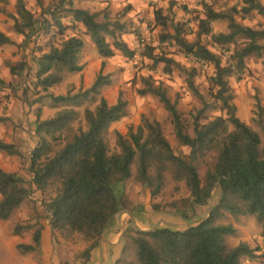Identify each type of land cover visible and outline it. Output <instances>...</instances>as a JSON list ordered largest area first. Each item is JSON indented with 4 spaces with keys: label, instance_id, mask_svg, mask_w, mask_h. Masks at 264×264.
<instances>
[{
    "label": "trees",
    "instance_id": "trees-1",
    "mask_svg": "<svg viewBox=\"0 0 264 264\" xmlns=\"http://www.w3.org/2000/svg\"><path fill=\"white\" fill-rule=\"evenodd\" d=\"M241 1L242 14L256 11L264 17V4L260 0ZM69 10L73 21L89 34L101 57L113 56L115 50L125 56L134 54L117 33L124 28L122 23L109 18L98 20L97 12L83 7L72 6ZM236 12V7L223 11L207 5L198 25V34H211L217 44H236L237 37L244 38L240 45H235L231 55L235 60L233 64H223L219 55L206 44L185 40L180 35L179 24L175 25L174 34L165 33V36L174 37L189 54L214 64L212 80L216 89L213 98L219 105L204 99L192 79L196 69L189 71L188 84L203 103L197 113L192 114V134L177 107V99L173 100L160 84L143 78L145 84L139 92L159 97L170 113L177 138L190 149L187 156L177 154L164 135L161 123L145 115L135 130L130 127L126 135L116 133L119 150L111 151L108 129L127 114L128 102L119 96L115 103H109L101 95V88L110 84L111 79L100 71L92 85L83 91L84 95L99 96L94 108L85 107L80 117V111L73 105H82V101H76L81 94L52 95L55 102L71 106L58 110L52 117L36 119L35 131L40 140L31 152V182L18 172L0 167V220L8 219L30 197L32 185L43 191L53 185V194L44 202L51 230L67 229L92 240L85 249L89 260L99 239L115 225L117 214L129 207L124 184L133 173L136 181L150 189L152 195L161 192L167 174H171L176 181L185 182L193 206L208 205L213 196L209 215L187 228L160 225L142 230L132 227L134 253L139 264H241L243 256L258 257L257 248L246 241L228 245L226 235L234 234L236 227L232 222L223 221L228 216L252 215L261 224L264 239V145L259 132L237 116L229 85L234 71L245 67L246 56L264 53V23L256 28L243 25L236 20ZM10 16L14 19L16 33L24 35L25 39L45 25L27 8L25 0H16V14L10 13ZM52 18L50 24L57 28L62 38L58 45L50 43L49 50L36 58L37 82L44 89L61 82L67 73L83 70L80 59L84 38L77 33L65 35L68 25L54 12ZM156 18L167 26V16L161 9L156 10ZM224 19L228 21V31L213 32L211 23ZM45 29L49 31L48 26ZM107 36H111L112 42ZM5 44H16V40L0 29V45ZM147 55L154 63L163 62L167 71H171L175 63L174 58L165 54H153L150 47ZM8 64L13 75L21 74L26 66L23 61ZM4 83L0 76V84ZM211 106L219 107L225 115H215L201 122L204 112ZM0 152L21 154V149L16 143L0 138ZM208 156L212 159L211 166L202 180L195 161ZM21 226L17 225L16 231ZM41 239L42 229L38 228L33 234V244L22 242L17 247L23 253L40 250ZM113 264H121L119 257Z\"/></svg>",
    "mask_w": 264,
    "mask_h": 264
},
{
    "label": "rangeland",
    "instance_id": "rangeland-1",
    "mask_svg": "<svg viewBox=\"0 0 264 264\" xmlns=\"http://www.w3.org/2000/svg\"><path fill=\"white\" fill-rule=\"evenodd\" d=\"M264 4V0H260ZM25 4L37 19L44 22L43 28H38L27 39L24 35L16 33L14 19L10 13L16 14V0H0V28L8 33L16 44L0 45V76L5 80L0 84V138L14 142L18 147L20 143L25 150L21 154L5 155L1 159L8 168L7 171H15L22 175L28 182L32 180L30 171L31 152L37 146L40 135L35 131V122L39 117L46 119L66 107L63 102H55L52 95L81 94L76 101H82L81 106H75L83 116L85 107L94 108L99 96L84 95L83 91L89 88L96 76L101 71L109 75L110 84L101 88L103 95L109 103H115L119 96L126 99L127 114L111 124L107 138L111 151L119 150L116 145V133L126 135L129 128L133 130L141 123L142 116L156 119L161 123L166 138L171 143L175 152L187 156L189 147L180 143L174 130L172 118L168 110L158 96L150 92L140 93L144 87L143 78H149L151 82L160 84L174 100L177 99V107L182 112L183 118L192 134V114L197 113L202 107V98L188 84L189 71L196 69L192 76L194 84L203 95L204 99L213 105H219L213 98L216 89L212 76L215 74L214 64L210 61L199 60L181 47L174 37L165 36V33L174 34L175 25L179 24L181 36L187 41H200L217 53L223 64H233L231 57L235 45H240L243 37H237L236 44L226 45L213 42L211 34H198L199 19L204 17L207 5L216 10L230 11L236 7L234 13L238 22L251 27H259L264 23V17L256 11L242 14L241 0H25ZM72 6L83 7L98 13V20L109 18L123 24L122 30H117L118 35L134 50L132 56H125L119 50L110 57H101L98 49L89 34H85L83 28L72 19ZM161 9L167 16V26L156 18V10ZM61 18L68 29L65 35L77 33L84 38L85 45L80 62L83 70L77 73L65 74L63 80L53 86L44 89L37 82L36 58L49 50L50 43L59 44L61 34L57 28L50 24L53 21L52 13ZM247 21L248 23H245ZM253 21L255 23H253ZM40 25V23H39ZM213 32L228 31V21L215 20L211 23ZM45 26L49 31L45 32ZM39 27V26H38ZM144 37V41H140ZM112 42L111 36H107ZM153 54H165L175 59L171 71H167L163 62L154 63L153 58L147 55V50ZM23 61L26 63L21 74L4 77V70L8 63ZM104 61V64L102 63ZM245 67L235 70L229 77V85L234 96L236 114L246 123L256 129L264 145V53L261 55L250 54L244 59ZM10 71V70H9ZM36 116L35 119L31 115ZM225 115L219 107L211 106L204 112L201 122L215 115ZM77 126V124H75ZM84 127V122L81 124ZM19 143H18V142ZM211 157H199L195 164L202 180L211 166ZM135 166H133V172ZM126 196L129 199V207L120 211L116 216L115 225L106 231L98 241L96 250L106 249L110 256L109 263L113 264L119 257L121 264H139L135 257V246L131 235L132 227L149 230L154 225L171 224L178 228H187L205 219L211 206H193L191 196L184 181H176L171 174H167L166 182L157 195H152L150 189L136 181L134 173L124 184ZM33 191L19 208H16L6 220H0V240L13 239V235L20 234L23 241L34 243L33 234L36 229L42 232L49 224L50 217L45 210L44 202L53 194V185L46 190L37 189L32 185ZM214 200V198H213ZM213 203V202H212ZM210 206V207H209ZM224 222H232L236 227L234 234H227L226 240L229 246H235L240 241H246L250 246L257 248L258 257H241V264H264V239L261 235L262 226L252 215L228 216ZM23 225L16 231L17 225ZM47 232L46 239L52 244V264H100L96 253L93 262H87L85 249L92 240L84 238L79 233L69 230H56ZM44 233V232H43ZM43 236V234H42ZM42 242V239H41ZM25 243V242H24ZM112 243V244H111ZM125 248V253H123ZM33 260L36 264H43L42 250L33 251ZM111 259V261H110Z\"/></svg>",
    "mask_w": 264,
    "mask_h": 264
},
{
    "label": "crops",
    "instance_id": "crops-1",
    "mask_svg": "<svg viewBox=\"0 0 264 264\" xmlns=\"http://www.w3.org/2000/svg\"><path fill=\"white\" fill-rule=\"evenodd\" d=\"M0 29H2V28H0ZM5 45H7V44H5ZM9 74H10V71L8 70V68L6 69V71L4 70V77H7ZM31 116L33 119L36 118V116H34V114ZM1 136H3V134H0V137ZM7 142H9V141H7ZM19 148L22 151L25 150V148L23 147V145L21 143H20ZM4 155H5L4 152H0V166L8 168V165L1 161V159L4 157ZM49 228H51L50 223L48 225H46V227L44 228V231H43L44 233L42 232L43 236H42V242H41V250L43 252V254H42V258L44 259L43 264H52V261H51L52 244L49 245V243L46 239L47 232H50ZM22 242L31 243L30 240L29 241H27V240L23 241V238L21 237L20 234L13 235V239L4 238V239L0 240V264H36V262L33 260V254H34L33 251L34 250L23 253L18 249V247H17L18 243H22ZM95 253L97 255L96 258H98V261L100 264L109 263V258H111V257L113 258L112 261H114L115 256H110L109 253H107L106 249L102 248V244H101L100 250L99 249L92 250L91 257L89 260H87V262H89V261L93 262L94 261L95 257H93V255ZM110 261H111V259H110Z\"/></svg>",
    "mask_w": 264,
    "mask_h": 264
},
{
    "label": "water",
    "instance_id": "water-1",
    "mask_svg": "<svg viewBox=\"0 0 264 264\" xmlns=\"http://www.w3.org/2000/svg\"><path fill=\"white\" fill-rule=\"evenodd\" d=\"M212 202H213V196H211V198H210V206L212 205ZM209 206V207H210ZM167 225H171V224H168V223H166ZM158 226H160L159 224H156V225H154L152 228H156V227H158ZM151 228V229H152Z\"/></svg>",
    "mask_w": 264,
    "mask_h": 264
},
{
    "label": "built area",
    "instance_id": "built-area-1",
    "mask_svg": "<svg viewBox=\"0 0 264 264\" xmlns=\"http://www.w3.org/2000/svg\"><path fill=\"white\" fill-rule=\"evenodd\" d=\"M152 1H154V2H157L158 0H152ZM145 39H144V37H140V41H144Z\"/></svg>",
    "mask_w": 264,
    "mask_h": 264
},
{
    "label": "clouds",
    "instance_id": "clouds-1",
    "mask_svg": "<svg viewBox=\"0 0 264 264\" xmlns=\"http://www.w3.org/2000/svg\"><path fill=\"white\" fill-rule=\"evenodd\" d=\"M245 23H248L247 21H245ZM253 23H255L254 21H253Z\"/></svg>",
    "mask_w": 264,
    "mask_h": 264
}]
</instances>
